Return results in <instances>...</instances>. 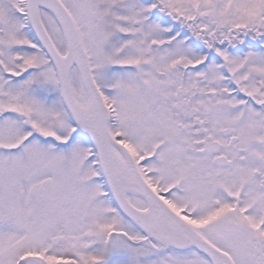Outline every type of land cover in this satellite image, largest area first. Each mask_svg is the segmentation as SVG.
<instances>
[{
  "label": "snow or ice",
  "instance_id": "6c2138e0",
  "mask_svg": "<svg viewBox=\"0 0 264 264\" xmlns=\"http://www.w3.org/2000/svg\"><path fill=\"white\" fill-rule=\"evenodd\" d=\"M0 264H264V0H0Z\"/></svg>",
  "mask_w": 264,
  "mask_h": 264
}]
</instances>
